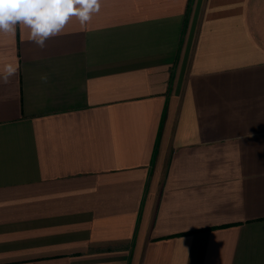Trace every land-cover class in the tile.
<instances>
[{"label":"crops","instance_id":"0c3cea01","mask_svg":"<svg viewBox=\"0 0 264 264\" xmlns=\"http://www.w3.org/2000/svg\"><path fill=\"white\" fill-rule=\"evenodd\" d=\"M7 62L0 264H264V0H102Z\"/></svg>","mask_w":264,"mask_h":264},{"label":"clouds","instance_id":"9594fccd","mask_svg":"<svg viewBox=\"0 0 264 264\" xmlns=\"http://www.w3.org/2000/svg\"><path fill=\"white\" fill-rule=\"evenodd\" d=\"M102 0H0V34L14 36L17 26L29 30V39L41 49L49 38L61 35L75 18L81 28L101 10ZM18 62L0 68V82L7 84L17 74ZM41 81L47 83L48 75Z\"/></svg>","mask_w":264,"mask_h":264}]
</instances>
